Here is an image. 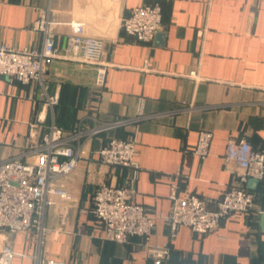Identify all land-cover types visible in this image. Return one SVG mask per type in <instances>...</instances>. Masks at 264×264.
I'll list each match as a JSON object with an SVG mask.
<instances>
[{"label":"crops","instance_id":"obj_1","mask_svg":"<svg viewBox=\"0 0 264 264\" xmlns=\"http://www.w3.org/2000/svg\"><path fill=\"white\" fill-rule=\"evenodd\" d=\"M146 3L161 6L162 23L152 41L140 42L120 24ZM43 10L55 22L58 52L73 21L102 40L105 83L95 88L92 64L54 58L44 75L47 93L58 94L51 109L40 83L0 77V160L32 161L51 124L72 133L123 121L74 142L76 167L61 178L71 198L50 196L42 242L34 230H0V247L10 244L21 253L12 264H34L35 257L150 264L141 237L123 244L105 239L88 211L99 184H122L129 176L128 167L102 163L98 150L112 137L134 136L141 169L133 200L148 214L168 212L172 183L179 195L194 194L214 209L233 181L223 166L228 139L243 137L264 149V0H0V40L18 50L39 48L42 35L33 25ZM200 129L212 132L205 158L192 154ZM251 190L250 211L226 216L208 233L179 225L169 240L167 225L156 217L152 241L170 243L164 264H264V182Z\"/></svg>","mask_w":264,"mask_h":264},{"label":"built area","instance_id":"obj_2","mask_svg":"<svg viewBox=\"0 0 264 264\" xmlns=\"http://www.w3.org/2000/svg\"><path fill=\"white\" fill-rule=\"evenodd\" d=\"M162 23L161 6L146 3L133 7L122 17L121 27L125 33L140 42H150ZM55 22L49 10L40 12L34 29L42 35L39 48L15 49L0 40V77L17 80L23 84L40 83L44 106L51 109L58 101V94H48L44 75L54 58L80 61L96 68L94 86H104L109 64L102 59L103 42L100 38L85 33L82 22H71V34L67 37L62 52L55 46ZM41 118L38 116V120ZM39 120V121H40ZM123 120H115L104 126L88 130L82 128L65 133L62 128L51 124L34 147V159L23 161L19 155L0 160V230L29 232L34 230L40 243L47 229L43 224L45 207L50 196L71 198L61 183V178L74 170L77 150L74 142L84 135H92L101 129L115 127ZM30 136L35 135L32 129ZM212 132L200 129L192 154L205 158L209 153ZM99 159L106 165L129 168V176L122 184L103 182L91 197L89 212L101 223L103 237L117 243H128L129 238L139 236L151 259L150 264H164L170 254V243L152 241L151 235L156 217L168 227V238L172 240L179 225L204 234L216 230L226 216L240 212L247 214L252 208L255 192L246 187L249 178L264 182V149L254 148L246 138H229L223 156V166L233 173V181L211 209L206 200L194 194L179 195L177 186H170V209L157 216L150 215L145 208L133 200L135 183L141 169L135 155V138L112 137L98 150ZM21 255L10 244L0 247V264H12L14 256ZM34 264H67L63 260L40 259Z\"/></svg>","mask_w":264,"mask_h":264},{"label":"water","instance_id":"obj_3","mask_svg":"<svg viewBox=\"0 0 264 264\" xmlns=\"http://www.w3.org/2000/svg\"><path fill=\"white\" fill-rule=\"evenodd\" d=\"M157 36L162 37V33H158ZM259 183V180L256 178H249L246 182V187L249 189H255ZM260 227L261 230L264 232V212L260 214Z\"/></svg>","mask_w":264,"mask_h":264}]
</instances>
